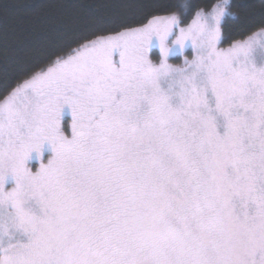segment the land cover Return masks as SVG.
Returning <instances> with one entry per match:
<instances>
[{
  "label": "snow or ice",
  "instance_id": "6c2138e0",
  "mask_svg": "<svg viewBox=\"0 0 264 264\" xmlns=\"http://www.w3.org/2000/svg\"><path fill=\"white\" fill-rule=\"evenodd\" d=\"M116 7L0 86V264H264V0Z\"/></svg>",
  "mask_w": 264,
  "mask_h": 264
},
{
  "label": "trees",
  "instance_id": "16d2710c",
  "mask_svg": "<svg viewBox=\"0 0 264 264\" xmlns=\"http://www.w3.org/2000/svg\"><path fill=\"white\" fill-rule=\"evenodd\" d=\"M123 0H0V86L44 62ZM184 3L185 0H175ZM258 19L261 0H246ZM4 5H9L7 11Z\"/></svg>",
  "mask_w": 264,
  "mask_h": 264
},
{
  "label": "rangeland",
  "instance_id": "374dc122",
  "mask_svg": "<svg viewBox=\"0 0 264 264\" xmlns=\"http://www.w3.org/2000/svg\"><path fill=\"white\" fill-rule=\"evenodd\" d=\"M186 54H187V52H186ZM170 62L171 63H181L182 62V58L173 57V58H170Z\"/></svg>",
  "mask_w": 264,
  "mask_h": 264
}]
</instances>
